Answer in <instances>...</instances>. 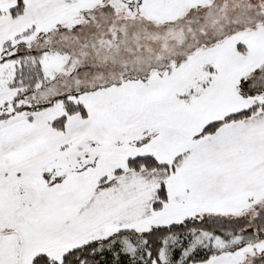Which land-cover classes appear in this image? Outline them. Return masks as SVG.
<instances>
[{
  "label": "snow or ice",
  "instance_id": "6c2138e0",
  "mask_svg": "<svg viewBox=\"0 0 264 264\" xmlns=\"http://www.w3.org/2000/svg\"><path fill=\"white\" fill-rule=\"evenodd\" d=\"M0 264H264V0H0Z\"/></svg>",
  "mask_w": 264,
  "mask_h": 264
}]
</instances>
